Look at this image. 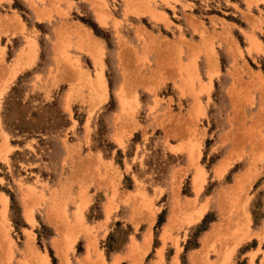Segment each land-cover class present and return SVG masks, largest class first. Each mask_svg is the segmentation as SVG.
Wrapping results in <instances>:
<instances>
[{"label":"rangeland","instance_id":"1","mask_svg":"<svg viewBox=\"0 0 264 264\" xmlns=\"http://www.w3.org/2000/svg\"><path fill=\"white\" fill-rule=\"evenodd\" d=\"M0 239L264 264V0H0Z\"/></svg>","mask_w":264,"mask_h":264},{"label":"bare ground","instance_id":"2","mask_svg":"<svg viewBox=\"0 0 264 264\" xmlns=\"http://www.w3.org/2000/svg\"><path fill=\"white\" fill-rule=\"evenodd\" d=\"M101 10H102V9H101ZM98 12H99V10H98ZM97 14H98V13H97ZM99 14H101V13L99 12ZM17 23H18V22H17ZM97 50H98V49H97ZM172 53H173V52H172ZM174 57H175V56H174ZM96 62H97V61H96ZM179 68H180V67H179ZM98 76H100V75H98ZM102 77H103V76H102ZM99 78H101V77H99ZM146 80H147V79H146ZM97 81H98V80H97ZM99 84H100V82H99ZM101 84H102V83H101ZM103 84H104V83H103ZM103 84H102V85H103ZM187 85H188V84H187ZM100 86H101V85H100ZM203 86H204V85H203ZM105 87H106V86H105ZM105 87H104V88H105ZM203 88H204V87H203ZM182 89H183V88H182ZM187 93H188V92H187ZM189 115H190V114H189ZM132 118H133V117H132ZM188 125H189V124H188ZM251 129H252V128H251ZM248 134H249V133H248ZM258 134H259V133H258ZM229 135H230V134H229ZM251 136H252V135H251ZM237 138H238V137H237ZM248 139H249V138H248ZM244 140H245V138H244ZM246 140H247V139H246ZM251 141H252V140H251ZM261 141H262V140H261ZM245 142H246V141H245ZM257 145H258V144H257ZM235 189H236V188H235ZM199 190H200V189H199ZM231 191H232V190H231ZM233 191H234V190H233ZM235 192H236V191H235ZM2 199H3V200H2L3 203H6V202L8 201V199H7L6 196H3ZM225 202H226V201H225ZM58 203H59V202H58ZM3 206H4V205H3ZM3 206H2V207H3ZM81 206H82V205H81ZM81 206H80V207H81ZM205 206H206V205H205ZM57 209H58V208H57ZM80 209H81V208H80ZM205 210H206V209H205ZM4 211H5V210H4ZM200 212H201V213H200ZM200 212H199V213H200V216H202L203 213H204L205 211H200ZM2 213H3V212H2ZM66 221H67V220H66ZM244 222H245V221H244ZM245 225H246V224H244V226H245ZM69 234H70V233H69ZM69 234H68V235H69ZM205 239H206V238H205ZM0 240H1V239H0ZM64 256H65V255H64ZM44 260H45V258H44ZM47 260H48V259H47ZM42 262H43V261H42ZM46 264H48L47 261H46Z\"/></svg>","mask_w":264,"mask_h":264}]
</instances>
